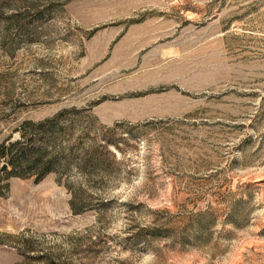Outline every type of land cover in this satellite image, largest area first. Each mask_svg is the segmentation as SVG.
Wrapping results in <instances>:
<instances>
[{
    "label": "rangeland",
    "instance_id": "rangeland-1",
    "mask_svg": "<svg viewBox=\"0 0 264 264\" xmlns=\"http://www.w3.org/2000/svg\"><path fill=\"white\" fill-rule=\"evenodd\" d=\"M23 133L61 154L0 158V264H264V0H0Z\"/></svg>",
    "mask_w": 264,
    "mask_h": 264
},
{
    "label": "trees",
    "instance_id": "trees-1",
    "mask_svg": "<svg viewBox=\"0 0 264 264\" xmlns=\"http://www.w3.org/2000/svg\"><path fill=\"white\" fill-rule=\"evenodd\" d=\"M48 134L55 135V133H28V135L23 133L22 136H25L26 139L24 143L17 140L7 145L5 143L0 144V158L11 166L8 171L9 175L23 178L27 174H36L37 179H41L48 172L56 170L61 152H53L55 146L52 141L46 139ZM36 139H38L39 144L35 143ZM49 147L50 150H48ZM73 156L79 168L95 169L100 153L94 149H85L84 153H75Z\"/></svg>",
    "mask_w": 264,
    "mask_h": 264
},
{
    "label": "water",
    "instance_id": "water-1",
    "mask_svg": "<svg viewBox=\"0 0 264 264\" xmlns=\"http://www.w3.org/2000/svg\"><path fill=\"white\" fill-rule=\"evenodd\" d=\"M6 168V164H3L2 166H1V170H4Z\"/></svg>",
    "mask_w": 264,
    "mask_h": 264
}]
</instances>
